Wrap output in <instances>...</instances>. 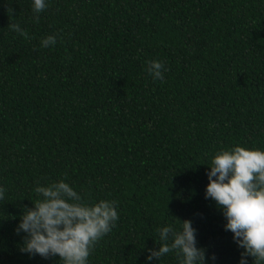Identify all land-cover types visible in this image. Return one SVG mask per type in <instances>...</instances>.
Instances as JSON below:
<instances>
[{
  "label": "trees",
  "instance_id": "16d2710c",
  "mask_svg": "<svg viewBox=\"0 0 264 264\" xmlns=\"http://www.w3.org/2000/svg\"><path fill=\"white\" fill-rule=\"evenodd\" d=\"M36 15L0 0V264H59L21 253L14 229L35 186L60 179L118 202L89 264H145L177 218L216 264H238L206 164L221 147L264 148V0H48Z\"/></svg>",
  "mask_w": 264,
  "mask_h": 264
},
{
  "label": "clouds",
  "instance_id": "9594fccd",
  "mask_svg": "<svg viewBox=\"0 0 264 264\" xmlns=\"http://www.w3.org/2000/svg\"><path fill=\"white\" fill-rule=\"evenodd\" d=\"M48 7V0H32L37 14ZM11 29L26 35L19 23ZM57 43L55 34L40 40V47ZM146 71L155 80H163L167 67L159 59L147 62ZM205 198L215 201L222 211L224 230L241 250L238 264H264V148L236 144L215 151L208 164ZM37 198L25 206L14 229L23 233L19 251L42 258L55 256L59 264H89L97 242L116 227L119 220L118 202L101 198L90 201L64 179L37 184ZM6 188L0 185V200ZM157 228L158 248L146 250L145 264L160 261L169 254L176 264H216L215 252L198 246L197 229L190 219H178Z\"/></svg>",
  "mask_w": 264,
  "mask_h": 264
}]
</instances>
